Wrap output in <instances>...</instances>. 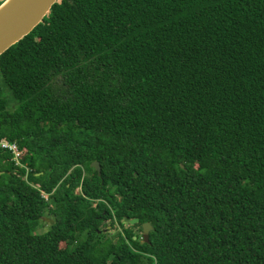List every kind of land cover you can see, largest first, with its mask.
<instances>
[{
	"label": "trees",
	"instance_id": "16d2710c",
	"mask_svg": "<svg viewBox=\"0 0 264 264\" xmlns=\"http://www.w3.org/2000/svg\"><path fill=\"white\" fill-rule=\"evenodd\" d=\"M0 138V264H264V0H57Z\"/></svg>",
	"mask_w": 264,
	"mask_h": 264
},
{
	"label": "water",
	"instance_id": "95a60500",
	"mask_svg": "<svg viewBox=\"0 0 264 264\" xmlns=\"http://www.w3.org/2000/svg\"><path fill=\"white\" fill-rule=\"evenodd\" d=\"M56 1L4 0L0 4V55L27 36L38 24L42 23L43 18L49 13ZM90 166L98 172V175L100 174L98 162H93ZM138 221V218H135L126 222L133 226ZM141 228L142 243H144L147 242L152 226L149 223H144Z\"/></svg>",
	"mask_w": 264,
	"mask_h": 264
},
{
	"label": "built area",
	"instance_id": "2783aa9c",
	"mask_svg": "<svg viewBox=\"0 0 264 264\" xmlns=\"http://www.w3.org/2000/svg\"><path fill=\"white\" fill-rule=\"evenodd\" d=\"M0 152L9 155L8 160L13 163L14 166L24 168L25 175L27 176L29 168L25 163H22L25 153L19 149L15 142H9L4 138H0Z\"/></svg>",
	"mask_w": 264,
	"mask_h": 264
},
{
	"label": "rangeland",
	"instance_id": "374dc122",
	"mask_svg": "<svg viewBox=\"0 0 264 264\" xmlns=\"http://www.w3.org/2000/svg\"><path fill=\"white\" fill-rule=\"evenodd\" d=\"M0 1H2V0H0ZM3 87H4V86H3ZM4 89H5V87H4ZM5 94L8 95V91H7V90H5ZM104 229H107L108 232H109V234H112V236H115V235L117 234V232L120 231V229H118V228H116V227L112 228V227H110V226L104 227ZM40 230H41V232L47 230V226L44 225L43 228H41ZM133 230H134L135 233L138 235V237H139L140 235H142V234H141L138 230H136L135 228H134ZM61 247H63L62 244H61Z\"/></svg>",
	"mask_w": 264,
	"mask_h": 264
}]
</instances>
